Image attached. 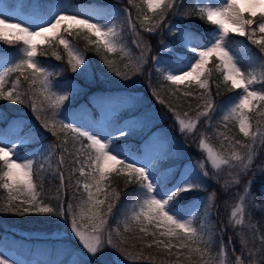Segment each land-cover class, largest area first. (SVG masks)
<instances>
[{
  "label": "snow or ice",
  "instance_id": "6c2138e0",
  "mask_svg": "<svg viewBox=\"0 0 264 264\" xmlns=\"http://www.w3.org/2000/svg\"><path fill=\"white\" fill-rule=\"evenodd\" d=\"M128 3L137 8V20L141 28L148 33H156L165 24L169 14L187 18L195 13L201 20L214 26L205 39L203 33H197L179 23L168 24L167 30L174 39L169 44H162V51L167 52V58L153 57V70L161 73L164 81L177 88L180 85H196L202 90L197 99L203 101V111H198L195 119L185 120L175 113L182 134L195 130L200 117L209 121L212 119L216 106L209 85L212 71L209 64L213 59L217 61L215 70L222 73L223 82L231 85L230 90H241L237 97L230 100L222 119L225 122L235 121L240 133L249 138L251 142L248 144L236 141L244 151L234 150L230 159H227L215 152L203 139L200 141V148L206 151L207 159L214 169L229 165L230 161L234 162L231 167L237 169V172L235 176L229 174L231 180L226 181L225 188L230 183H238L240 175H247L253 165L258 146L264 145V130L257 128L252 131L249 120V113L258 105L264 108V55L251 57L253 64L259 67V73L248 70L242 64L241 51L233 46L234 37H246L251 44L259 48L260 53H264V0H196L192 8H184L183 0H142L148 12L153 13V17L144 14L139 5L135 4V0H128ZM241 4L244 6L241 7ZM99 7L107 8L108 11L101 14L91 6L81 7L70 3L69 0H53L51 3L29 0L28 4L21 6L20 12L14 11L15 4L0 5V42L20 45L15 49V56L12 58L7 55L0 56V101L20 105H26L30 101L32 111L37 114L44 112L45 108L41 105L47 104L53 115L45 116L42 126L59 141L55 144H40L31 155L22 154V147L39 143L31 129L27 133L24 132L26 125L23 124V118L9 120L7 127L0 129V189L7 191L6 202L0 205V213L21 216L51 214L69 220L71 233L81 246L80 250H72L76 259L70 264H123L116 256L117 252L128 258L130 264H140L142 260L155 264V257H145L142 253L130 251L126 247L127 240L118 228H108V218L113 216L119 193L115 190L106 192V182L113 173L123 174L128 183L135 182L139 186L135 201L123 206L130 211V216L125 215L124 211L120 213L125 231L134 230L129 226L131 222L138 226L140 233L150 234L154 239L147 247L152 248L155 244L156 248L165 251L167 256H175L176 259L171 264H192L194 255L199 257L197 264H264V235H261L260 246L257 248L255 232L249 235L243 230L240 231V255H235L236 250L231 238L229 244L224 245L222 235L213 231L207 217L214 193L207 198L205 220L199 227L194 226L193 214L184 212L181 201L185 194L205 188L208 172L203 171V162L196 166L188 165V170L169 187V177L164 174V170L153 166L156 157H137L121 145V138L131 135V128L113 125L103 133H93L82 125L74 126V120L61 111L62 106L69 100V94L66 91L54 90L51 79L54 73L42 66L37 59L38 56L46 54L42 46L62 45L71 71L86 73L89 64L83 51L64 37L65 33H84L87 44L94 47L97 54H101L109 70H114V62L104 57L101 50L110 54H126L125 45L122 43L121 12L125 14L124 20L131 31L137 34L135 23L127 9L120 10L109 5ZM157 16L159 19H155ZM137 47L140 45L137 44ZM52 56L56 60L61 59L57 51H53ZM146 56L147 51L142 49L134 65L135 71H141L147 64ZM14 73L18 75L8 87V77ZM115 75L129 78L128 74L119 70H115ZM21 77L28 82L26 91L21 89ZM257 83L261 84L259 89L254 87ZM36 85H39L38 89H34ZM57 86L68 87L73 92L76 90L75 85L71 84ZM37 93L43 96L40 105L35 98ZM184 95L189 96L191 93L186 92ZM184 115L187 116V113ZM6 119L7 117L0 113V121ZM60 133L64 134L63 138ZM69 134L71 147L68 146ZM84 140L87 143H84ZM58 149L60 155L52 177L58 180L59 184L56 194L48 197L49 200L58 201L57 205L53 206L40 198L42 191L38 189L43 188L42 175L40 183H37L34 177L42 174L46 165L48 168L52 167V159ZM65 156L72 157L69 164L77 165L71 168L67 177L62 171ZM37 158L40 163L38 169L34 170ZM259 171L264 174V167ZM77 172L79 177L83 178H77L75 181L77 191L82 186L86 199L82 198L76 205L78 211H74L73 204L69 202L65 205L62 197L67 195L65 189L72 187V176ZM252 183V180L246 182L240 203L231 211L229 223L234 228L245 226L246 199L251 201L253 210L264 209V204L256 203L251 192ZM102 194L104 198L100 199ZM75 195L74 193L73 198ZM260 195L264 197V191ZM196 207L198 209L200 205ZM85 220L87 224H84ZM119 223L118 219L117 224ZM149 226L155 231L149 233ZM247 227L253 229L255 225L250 223ZM113 232L119 237L118 241L113 239ZM157 233L158 237L165 239L158 238ZM217 237L220 242L219 250L214 255L213 248L216 246ZM173 240L178 243L174 245ZM174 247L176 252L172 251ZM109 248L115 251L109 253ZM229 253L231 259L228 258ZM0 264H10V261L0 254ZM161 264L165 262L162 261Z\"/></svg>",
  "mask_w": 264,
  "mask_h": 264
},
{
  "label": "trees",
  "instance_id": "16d2710c",
  "mask_svg": "<svg viewBox=\"0 0 264 264\" xmlns=\"http://www.w3.org/2000/svg\"><path fill=\"white\" fill-rule=\"evenodd\" d=\"M40 2L51 3L53 0H40ZM74 4L80 6H123L131 14V18L135 23L136 33L138 35L131 31L123 17L120 19V22L123 25L122 40L125 44L132 48H136L137 44L146 47V51L149 53V59L147 60V64L143 67L140 81L138 86L136 85V89L125 91L122 89L113 88L109 85L108 81L106 80V76L111 70H109L104 64L101 54H97L95 48L87 44V41L84 38V33L77 34L76 32H73L72 35L65 33L64 37L78 49L83 51L88 61L89 68L92 71L91 74L93 75V81L91 83H88L85 78H81L77 72L73 73L71 71V68L67 63V54L65 53L62 45L55 44L52 47H48L47 45L42 46L43 51L46 54L43 56H38L37 59L40 61L42 66L49 68L48 70L54 73V75L51 77L52 81L59 84L64 82H74L81 87V90H79L78 94L69 96V100L66 101L67 107L75 108L77 110L89 109L94 113H97V109L91 105L93 101L105 98L113 99L117 97V90L125 91L123 93H126L134 98L133 106L128 109L129 111L126 110L125 112H129L130 116H133L134 112L135 115H137L138 112H141L137 111V107L142 105V109H151L155 112H159V114L164 115V119L159 127L164 130V133L167 135L170 141L174 140L175 137H178L182 142V145L180 146L183 148L186 155L200 159L202 156L198 148L197 140L201 134H197L196 132L191 135L182 134L176 122L175 113H178L180 118H196L197 112L203 111V101L197 99L202 90L196 85H189L187 87L180 85L177 88V86H173L169 82L164 81L162 79L161 73L153 70V57H157L162 42H164L170 36L167 30L168 24H172L174 22L179 23L186 28L195 30L197 33H203L205 39L207 38L209 31L214 26L208 24L205 20H201L195 13L188 16L187 18L181 16L173 17L171 14H169L166 18L165 24L153 34L148 33L141 28L137 20V8L130 5L128 0H74ZM135 4L139 5L144 14L148 11L142 2L135 0ZM194 4V0H183L184 8H192ZM155 19H159V17L157 16ZM92 39H94V37H92ZM234 44L243 49V55L247 59L251 60L252 55H264V53H260L259 48L256 45L251 44V42L248 41L246 37L235 36ZM19 47L20 45H7L3 42H0V54L12 53V55H15V49ZM53 51H57L60 54V60H56L52 56ZM101 52L102 55L110 61L115 58H119L118 53L110 54L103 52V50H101ZM125 61L126 59L122 60L121 63ZM216 63L217 61L213 59L209 64V68L212 69L209 78V85L212 92L213 103L215 106H218L232 98L233 95H238L241 90H230L231 85H226L223 82L222 73L215 70ZM253 67L254 70L259 73V67L254 64ZM17 75L18 74L14 73L8 77V87L11 86V82L16 79ZM26 75H29V73H26ZM20 79L21 89L26 91L28 89V82L25 81L23 77ZM259 85L261 84L259 83ZM38 88L39 85L34 86V89ZM186 92L191 93V95L185 96L184 93ZM35 98L37 99L38 105H40V102L43 101V96L37 93ZM142 98H146V106L145 103L141 102ZM30 103L31 102L29 101V103L26 105H20L6 101H0V113H3L7 117L6 120L0 121V129L6 128L9 120L22 117L23 124L26 125V127L23 129L25 133L31 129L37 136L42 135L41 133L46 135L45 139H41L39 140V143H33L31 145H40L44 142V140L50 144L58 143L59 141L57 140V137L53 136L50 131L45 130L42 126L45 116L50 117L51 109L47 107V104H42L41 106L45 108V111L37 114L32 111ZM185 113H187V116L184 115ZM262 113H264V108L260 107L259 105L255 110L249 113L252 131H256L260 121L264 119V114ZM38 115L39 118H37ZM124 115L126 114L124 113L123 116ZM201 123L200 126L202 125ZM219 130L225 137L231 138L234 140V142L239 141L240 144H248L251 142L249 138L244 137L243 134L240 133L238 124L227 123L223 126H220ZM63 135V133H60L61 138H63ZM70 137L71 134H69V147L72 146V140ZM83 142L86 143L85 141ZM142 142V139L136 140L135 149L140 151V144ZM59 155L60 150L58 149L56 156L52 159V167L48 168L46 165V170L42 174H38L36 177H34L35 181L40 183V176L42 175L43 188L42 190L38 189V191H42V197L40 198L43 199L45 203L51 204L53 206H56L58 201L49 200L48 197L54 196L56 194V188L59 184V181L53 179L52 177V173L56 167V161L58 160ZM185 158L186 156L184 155L182 164L186 162ZM71 159V156H65V164L62 168V171L66 177L68 176L71 168L75 167L74 164H69V160ZM81 159H83V157ZM172 162L173 161L171 159H167L168 165L172 164ZM39 163L40 161L34 165V170L38 169ZM262 167H264V148H261L260 151L257 152L256 161L252 169L248 171L247 175L242 174L243 179L241 185L244 187L246 186L247 181H253L251 185V192L255 197L257 204H264V197H261L260 195V193L264 191V177L259 171V169ZM253 173H255V176H253ZM77 178H80L78 172L72 176V187L65 189L67 195L62 197L64 199L65 205L71 202L73 207H75L74 201L80 194V192L77 191V186L75 184ZM106 183L108 184L106 192H112V190H115L119 193V199L116 201V206L113 209V216L108 218V228L115 229L118 227L121 235L127 240L126 247H128L130 251L142 253L145 257H155V264H161L162 261L165 262V264H171V262L176 259L175 256H167L166 252L157 249L155 244H153L152 248L147 247V244L152 242L154 239L150 234L145 235L140 233L138 226L134 223H131L130 225V227L134 229L133 231H125L123 226L117 224L122 204L138 189V184L135 182L128 183L127 177L125 175H116L115 173L109 177V180ZM208 186L211 187V193L215 194L208 219V223L213 227V231L219 235H222L223 241L227 243H229V239L231 238L232 245L236 250L235 255H240L241 242L238 233L242 230L249 235H251L252 232H255L256 247L258 248L260 246V237L261 235H264V209L253 210L252 206H250L245 221L246 227L237 226L234 228L229 223V215L232 205L230 194L232 192L228 194L226 190L222 189L219 184H215L214 182L209 183ZM74 193L76 194L75 198H73ZM196 193L197 191L189 193L187 196L185 195V199L182 201L188 202L193 197V194ZM6 197L7 191L0 189V205H3L6 202ZM198 219V223L201 222L200 217H198ZM250 223L254 224L255 228L249 229L247 226ZM151 231H155V229L153 228L152 230H149V233ZM158 238L165 239L163 237ZM113 239L117 241L119 240V237L116 236L115 232H113ZM0 243L6 244L11 249H14L20 253L29 255H33L38 251V253L46 252L50 260H53L54 256L56 258V252L58 251L56 248L61 245H67L71 249V254H69L66 260H69L73 255V249L80 250L81 248L78 240L74 238L73 234L71 233L70 221L61 219L60 217L53 216L51 214H26L21 216L0 213ZM172 243L175 245L178 242L173 240ZM219 243L220 242L217 237L216 246L213 248L214 250L219 249ZM107 251L112 253L115 250L109 248ZM172 251L176 252L177 249L174 247ZM116 256L121 261H123V264H130L129 259L124 257L122 254L117 252ZM262 259H264V257H262ZM198 260L199 257L194 255L192 257V264H196ZM140 264H149V261L142 260L140 261Z\"/></svg>",
  "mask_w": 264,
  "mask_h": 264
},
{
  "label": "rangeland",
  "instance_id": "374dc122",
  "mask_svg": "<svg viewBox=\"0 0 264 264\" xmlns=\"http://www.w3.org/2000/svg\"><path fill=\"white\" fill-rule=\"evenodd\" d=\"M139 2H142V0H138ZM70 3H73V0H69ZM196 2V0H195ZM25 0H0V5L2 4H15L16 8L14 9L15 12H20L21 11V6L24 5ZM244 5L241 4V7ZM81 7H86V6H81ZM93 9H95L97 12L103 14L108 11L107 8H101L99 6L92 5L91 6ZM113 8L123 10L124 8L121 6H112ZM146 15L149 17H153V13L151 14L150 12H146ZM124 13L121 12V18L124 17ZM120 18V19H121ZM27 19V17H25ZM174 37L172 36L169 42H166L165 44H169L173 41ZM71 43V42H70ZM122 43L125 45V53L121 52H116L118 53L119 58H115L112 61L114 62V70H111L110 73L106 76V80L108 81L109 85L113 88H118L122 89L125 91L129 90H135L136 85L138 86L139 81H140V74L141 71H135L134 70V65L136 64L137 58L140 56L141 50L144 49L146 50V47L140 46L136 48H129L128 45H126L123 41ZM72 44V43H71ZM235 48L239 49L241 51V57H242V64L245 68L248 70H254L253 69V63L245 59L242 56V48L238 47L236 44L233 45ZM76 47V46H75ZM137 50V51H136ZM7 55L9 58H12L15 56L12 53H6V54H0V56ZM164 56L167 58V52L161 50L158 52V56ZM125 62L121 63L122 60H125ZM146 59H149V53L147 52ZM115 70H119L121 73H126L128 74L129 78L124 79L122 76H116L115 75ZM80 77L87 79L88 82H92V77L90 68H88V71L82 72V71H77ZM54 90L57 92H68V94H73L74 92L68 88V87H59L57 85H75L76 83L74 82H65L62 84H56L54 83ZM255 88L259 89L261 85H254ZM75 90V91H76ZM122 90H117V97L114 101H107L104 103H99L98 109L99 113L96 115L92 113L90 110L87 112H82L79 114H74L70 112L67 108L66 102L62 106L61 111H64L65 114L69 117V119L74 120V126H83L86 129H90L93 133L100 132L103 133L107 130H110V128L113 125H118V126H127L132 129L131 135L127 136L128 140L127 141H122L126 137L121 138V145L127 150L133 153L137 157L141 158H152L156 157L153 161V166L159 167L162 170H164V174L169 177L168 181V186L171 187L172 184H174L177 180L180 179V176L182 173L186 172L188 170V165H193L196 166L199 162H203L204 164V169L203 171L208 172V177L205 179V188L202 190H199L198 193L193 194V199L191 201H186L183 202L181 201V206L184 210V212H191L193 214L192 218L194 220V226L199 227L200 223L197 222V217L200 215L201 216V222L205 220V208L208 206V200L207 198L209 197L211 193V187H209V183H215L219 184L222 189L226 190V192L230 194V198L232 201L231 205V211L236 207L237 204L240 203V197L244 195V189L245 187L241 185L242 182V174L240 175L239 182L238 183H230L226 185V181L231 180V176H235L237 169L231 167V163H234L230 161L229 165H222L220 169H214L213 166L211 165L210 161L207 159V153L206 151L202 150L200 148V141L203 139L210 147L213 148V150L217 153L222 154L225 158L230 159L231 154L234 150L243 152L244 149L240 148L239 144H236L234 140L231 138L225 139V136L223 133L219 130V127L223 124H226L228 122H233L236 123L235 121H223L222 116L224 112L227 110V107L230 103V100L232 98H235L237 96L232 97L230 100L222 103L221 105H218L215 107V111L212 114V119L209 121L205 117H200L197 126L195 130L190 131V132H185L183 134L186 135H191L193 133L201 134V136L198 138V148L201 152V158L197 159L194 158L190 155H186L184 152L183 148L180 146L182 145V142L178 137H175L174 140L170 141V139L167 137V135L163 132H161L157 126L159 125L160 121L164 119V115H160L159 112H155L151 109H137V111H141V113H138L136 116H131L125 119L121 120L120 114L122 110L128 109L130 106V99H134L132 96L123 93L125 91ZM142 103H145V106L147 104L146 98H142ZM132 106V104H131ZM53 112L51 109V116L52 117ZM63 119V117H59ZM185 120L188 119H195V118H183ZM250 120V116H249ZM202 122V123H201ZM200 123L202 124L200 126ZM257 128H260L261 130H264V119L260 121L259 125ZM42 135L37 136V140L45 139L46 135L41 133ZM137 138L139 139H144V145L142 146V151H138L135 149L136 147V140ZM45 141V140H44ZM42 144H50L49 142L42 143ZM30 145V144H29ZM26 146L22 147L20 149V152L22 154H28L31 155L34 149H38L40 145L38 146ZM261 148H264V145H259L257 148V151L260 150ZM186 156L187 159L185 161L187 163L182 164L181 159L183 156ZM162 157L166 158L164 159V163L161 164L160 159ZM257 157V156H256ZM171 159L173 162L172 164L168 165L166 164L165 160ZM39 158H37L36 163L39 162ZM256 161V158L254 160V163ZM253 163V164H254ZM253 166V165H252ZM251 166V167H252ZM77 167V165H75ZM250 167V168H251ZM249 168V169H250ZM249 171V170H248ZM231 173V176L229 175ZM264 177V174H263ZM83 179V178H82ZM80 189V194L78 195L77 199L74 201L75 207L74 211H78V208L76 205L79 203V201L84 198L86 199V194L83 193L82 186L79 188ZM103 195V194H102ZM102 195L99 197L102 199ZM137 192H134L129 199H127L121 206V211L125 212V215L130 216V211L124 209L123 206L127 204H131L135 201L136 199ZM188 195V194H187ZM186 195V196H187ZM185 199V197H184ZM203 201V203H202ZM245 204V221L247 218V213L248 210L251 206V201L246 199L244 201ZM197 205H200V207L197 209ZM211 210V207L209 208V212ZM209 212H208V217L207 220L209 219ZM119 213V220L124 224L123 222V217ZM85 214L87 215V210H85ZM231 214V212H230ZM230 216V215H229ZM87 220L84 221V224H87ZM130 226V222H129ZM246 227V225L244 226ZM224 245H228L229 243L223 241ZM58 251L56 252V258L54 256L53 260H50V258L47 256L46 252L43 253H38L34 255H25L21 256L19 253H16L14 250L10 249L9 246L6 244L0 243V254H3L5 257H7L10 261V264H70V262L76 257H72L69 260H66L69 254H71V249L67 245H61L56 248ZM219 250V249H218ZM218 250L213 249V254H217ZM228 258L231 259V254L229 253ZM197 264V263H196Z\"/></svg>",
  "mask_w": 264,
  "mask_h": 264
}]
</instances>
